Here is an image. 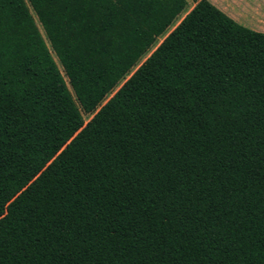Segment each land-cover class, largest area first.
I'll list each match as a JSON object with an SVG mask.
<instances>
[{
    "label": "trees",
    "instance_id": "1",
    "mask_svg": "<svg viewBox=\"0 0 264 264\" xmlns=\"http://www.w3.org/2000/svg\"><path fill=\"white\" fill-rule=\"evenodd\" d=\"M191 1L0 0V264H264V33Z\"/></svg>",
    "mask_w": 264,
    "mask_h": 264
},
{
    "label": "crops",
    "instance_id": "2",
    "mask_svg": "<svg viewBox=\"0 0 264 264\" xmlns=\"http://www.w3.org/2000/svg\"><path fill=\"white\" fill-rule=\"evenodd\" d=\"M208 1L214 6H216L218 9L223 11L227 16L234 19L240 25L247 27L251 30L264 33V0ZM186 12H184V15ZM179 20L177 21V23L179 22Z\"/></svg>",
    "mask_w": 264,
    "mask_h": 264
},
{
    "label": "rangeland",
    "instance_id": "3",
    "mask_svg": "<svg viewBox=\"0 0 264 264\" xmlns=\"http://www.w3.org/2000/svg\"><path fill=\"white\" fill-rule=\"evenodd\" d=\"M187 5L185 6V8L182 10V12L180 13V14H178L177 15V17L174 19V21H173V23H172V25H170L169 27H168V29L166 30V32L165 33H167L168 31H170L171 29H172V27L177 23V21L184 15V12H186L187 10H189V8H191L192 7V5H193V3H192V1L191 0H187ZM165 34H162L161 36H159L157 39H156V41L153 43V45L150 47V49L144 54V56L140 59V60H142L150 51H151V49H153L160 41H161V39L163 38V36H164ZM55 57V56H54ZM59 65V64H58ZM84 118H85V120H87L88 118H89V115H87V114H85L84 115Z\"/></svg>",
    "mask_w": 264,
    "mask_h": 264
}]
</instances>
